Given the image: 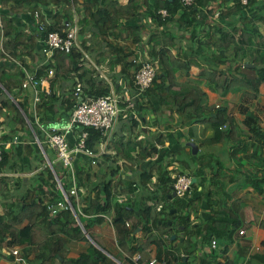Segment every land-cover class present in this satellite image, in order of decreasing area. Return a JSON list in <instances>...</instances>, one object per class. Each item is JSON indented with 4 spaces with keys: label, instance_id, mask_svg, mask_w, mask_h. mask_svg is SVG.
<instances>
[{
    "label": "trees",
    "instance_id": "obj_1",
    "mask_svg": "<svg viewBox=\"0 0 264 264\" xmlns=\"http://www.w3.org/2000/svg\"><path fill=\"white\" fill-rule=\"evenodd\" d=\"M24 1L26 0H0V3L19 2L9 5L11 10L18 12L27 10L25 4L21 3ZM212 2L218 3L212 7L210 6ZM253 2L255 1L248 0L247 5L243 6L240 0H194L190 7H183L179 0H125L124 3L119 0H32V6H39L44 10L52 7L59 9L48 11L50 12L49 16L46 15L48 25L43 34L36 32L30 15L2 11L0 61L25 64L28 57L34 62L40 60L42 35L47 32H58L63 36L61 31L64 29L65 21L72 22L75 12L79 25V43L90 60L83 55L78 57L75 53L65 54L55 51L54 64L51 65L54 72L50 79L52 95L44 96L38 106L40 116L43 112L46 114L50 111L55 99L54 90L59 87L62 93L60 98L56 97V99H61V107L67 116L71 117L73 106L77 103L73 96L77 85L81 87L82 97L92 99L108 96L111 88L119 97L123 92L122 86L115 88V85L120 79L126 82L128 89L138 92L134 73L140 65L136 66L132 63L134 53L126 54L117 49L112 44V39L118 38L131 41L133 44H143L142 30L152 26L153 30L150 31L145 45H151L150 57L147 56L150 61H156L158 66L154 82L144 93L142 92L148 100L145 103L150 104L151 97L157 101V106L151 105L150 111L153 114L172 111L184 126L207 123L218 132L221 139L228 141L232 139L236 142L237 139H233L235 125L231 117L225 114V108H217L218 106L214 108L206 104L205 89L220 97L240 89L247 97H254L260 86L264 85V36L255 23L259 21L264 27V7L258 14L249 17L246 11L254 10ZM205 9L208 16L218 12L220 21L215 25L207 22L204 27L199 17L201 11ZM160 10H165L167 16L162 17ZM225 18L229 21L230 29L219 27L221 22L226 23ZM22 23H27L28 32L26 29L23 30ZM237 23L240 24L239 27ZM178 32L189 35V38L185 39L189 52L184 49L182 45L184 39L182 35L178 36ZM87 34L89 38L85 37ZM90 62L96 68H106L104 72L106 79ZM242 63L253 65L254 68L243 67V69L240 65ZM118 65H121V69L117 75H114L113 71ZM47 67L39 69L38 76H42ZM192 67H197L199 70L194 78L189 73ZM240 68L253 74L244 72L245 74L242 75L239 72ZM7 69L9 68L0 62V120H3L0 121V125L14 119L21 127H25L23 114L33 122L32 114H28L22 104H19L23 111L20 112L6 95L7 93L14 98L13 92L21 87L23 74L16 66L12 73H7ZM130 74H133L132 80ZM181 77H184V80H181ZM122 102L119 97V104ZM36 131L39 139H43V135L37 129ZM84 131L87 132L85 146L97 154L98 144L107 136L91 128ZM3 140L9 138L5 137ZM110 140L111 137L109 142ZM125 144L132 143L121 140L118 143L116 140L113 144L116 154L100 156L98 157L100 161L97 163H92L91 158L81 155L86 158L85 161L81 160L86 168H77L78 174H74L72 167L62 165L70 177L65 185L52 167L53 172L63 191L68 194L75 210L76 199L70 196V191L75 189L80 194L84 190L85 193L77 201L79 213L95 216V223L98 224L104 220L102 215L110 216L111 224L120 233V243L128 257L140 251V248L147 249L150 243H154L159 248L157 257L159 260L163 257L167 264L175 262L186 264L187 262H182V257H175L172 250H166L165 253L162 251L161 242L168 241L167 234L170 227L167 222L171 216L165 209L158 208L160 198L152 197L155 204L152 203L150 207L137 208L118 204L112 198L113 193H125L123 179L118 182L112 181L118 172L117 168L112 169V164L117 166V163L122 161L123 167L129 164V168L132 169L134 164L144 161L148 155L157 152L155 148L139 150L138 146H141V142L131 145L133 151H126L122 149V145ZM21 146H24L23 153L29 159L27 163L18 157L14 145H10L8 149L0 145L2 151L0 208L3 210V214L0 215V244L8 242L9 246L23 247L26 241L27 246L23 247L22 256L25 258L32 255L34 264H104L108 260L107 256L89 243L88 248L81 247L83 252L77 253L75 258L69 257L70 253L81 246L84 231H88V228L84 223H81L82 226L78 225L71 210H63L53 216L50 214L47 206L55 204L60 199L62 191L55 175L46 165L41 170L35 168L34 171H30L32 162L38 161L40 157L43 158L40 149L31 144H21ZM47 151H51L56 157L51 149L44 147L46 156ZM90 167L94 169L91 170ZM27 171L36 172V179L18 175ZM175 178L170 182L171 186ZM120 185L121 191L118 190ZM129 186L131 187V184ZM79 213L76 212V215L79 216ZM30 219L33 221L29 222ZM150 221H153L159 238L147 234L151 232L148 225ZM126 222L129 223V227H125ZM138 227L146 232L143 246L138 245L136 241L131 242L134 230ZM91 239L95 238L91 237ZM199 264L207 263L201 261ZM226 264L236 263L228 261Z\"/></svg>",
    "mask_w": 264,
    "mask_h": 264
},
{
    "label": "crops",
    "instance_id": "obj_2",
    "mask_svg": "<svg viewBox=\"0 0 264 264\" xmlns=\"http://www.w3.org/2000/svg\"><path fill=\"white\" fill-rule=\"evenodd\" d=\"M119 1L124 3L125 0ZM254 1V10L246 11L249 17L258 14L264 7V0ZM14 3L19 2L0 3V18L2 11L17 15H29L28 8L32 6L29 0L21 2L25 4L26 11L16 12L11 10L9 5ZM217 3L212 2L210 6H216ZM57 9L59 8L52 7L51 9L42 10L45 15L49 16V10ZM217 13L215 12L212 16H208L206 9L205 11L202 10L199 19L203 22V26L205 27L207 22L215 25L217 21H220L219 17H215ZM255 23L259 26L264 36V27L260 25L259 21H255ZM23 24V30L25 31L26 29L28 32L27 23H22L21 25ZM228 24L229 21L227 19L226 23L221 22L219 27L223 26V29H230ZM239 25L237 23V27ZM151 30H153L152 26L142 30L143 44H133L131 41H124L118 38H113L112 44L126 54L134 53L133 56L139 55L141 59H148L147 55H149L151 45L146 46L145 44ZM85 37L89 38V34ZM39 39L37 40L39 41ZM182 45L189 52L185 39L182 40ZM171 50L174 52L173 49ZM0 62L9 68L7 73H12L15 67L14 64ZM38 62L39 60L34 62L28 57L26 62L28 69L30 71L33 70ZM98 69L102 77L106 79V74L104 73L106 68L101 67ZM120 69L121 65L116 66L113 74L117 75ZM8 70H11V72ZM239 72L243 75L246 71L240 68ZM108 73L111 72L108 71ZM189 73L194 78L198 75L199 70L197 67H192ZM246 73L253 74L252 72ZM113 74L112 80H114ZM132 75H129L131 80ZM39 77L45 78V74ZM45 79L49 85L50 94H43L40 103L44 96L52 95L50 79ZM180 79L184 80V77ZM119 86H122L123 91L119 95L120 99L123 100L122 104H120L122 112L112 133L111 140L107 142L106 152L103 155L114 156L116 154V149L113 147L116 140L118 143H120V140L122 142L131 141L132 144L122 145V149L126 151H133L132 146L141 142V146H138L139 150L155 148L157 152L148 155L144 161L134 164L132 169L129 168V164L123 167L122 161H119L117 166L112 164V169H118L112 181L118 182L123 179L125 191V193H113L112 198H114V201L120 202L118 198L120 196L124 197V199L133 197L131 194L136 192L139 195L137 198L141 199L143 203L140 207H150L152 203L155 204V200L153 201L152 197L157 196L160 198L158 208L165 209L171 216L167 222L170 227L167 234L168 241L167 243L161 242L162 251L165 253L166 250H172L175 257L183 258V263L199 264L204 261L207 264H226L228 261H232L236 264H264V157L261 153L264 143V85L260 86L254 97H247L243 94V90L240 89L233 90L221 97L205 89L206 99L204 101L206 104L214 108H216V105L218 106L217 108H225V114L231 117L235 125V137L233 139H237L236 142L232 141V139L230 141L221 139L218 136V132L214 131L207 123L184 126L172 111L153 114L150 111V107L151 105L157 106V101L153 97H151V103L147 104L145 103V101H148L147 97L143 96L145 91L143 93H135L134 90L126 87V82L122 79L115 85V88ZM14 92L20 96L17 102L22 104V102L30 101V91L21 90L20 87L16 88ZM54 93L53 105H51L50 111L46 114L43 112L40 116L38 114L40 103L36 106L37 119L39 122L49 126L55 125L65 128L69 124L70 117L67 116L61 107V99H56V97L60 98L61 89L56 87ZM13 96L15 97V95ZM31 101L28 103L30 104ZM15 106L18 108L17 105ZM26 112L28 114L31 113L29 106ZM0 121L2 122L3 120L1 119ZM10 122H12V126L16 127V130L10 127ZM21 129L23 127L14 119L7 123H2L0 125V145L4 149L14 145L18 157L27 163L29 159L23 153L24 146L11 143V138L15 135V132ZM5 137H8L9 140H3ZM67 140L72 146L71 133L67 135ZM31 141L32 138H28L27 144L37 147ZM189 144H192L193 147H190ZM42 155L48 162L46 156L43 153ZM84 158L81 155L74 156L72 162L74 174H78L77 168L84 169L80 165L81 160H84ZM99 161V159H96V163ZM102 165H104V162ZM90 169L94 168L90 167ZM30 173L34 174L28 176ZM18 175L36 179V172L27 171ZM179 175H186L191 178L188 197L183 199H178L174 196L170 185L173 178ZM129 184H131V187ZM118 190H122L121 185ZM84 193L85 191L82 190L79 198ZM134 205H132V208L138 207ZM113 213L114 211L112 210V215ZM2 214L3 210L0 208V215ZM75 217L78 225L82 226L81 223H84L88 231H84L81 246H78L73 253L69 254L70 258H75L77 253L83 252L81 247L88 248V245L91 244L107 256L108 260L104 264H109L110 261H112V264H149L153 260L156 261V264H167L163 257L160 260L157 258L159 248L154 243H150L143 252L136 251L133 253V255L138 254L140 256V260L137 263L127 258L128 254L125 253L122 243H120V233L115 230L111 222L108 223L110 216L102 215L104 220L97 226L93 215L79 214V216L76 215ZM32 221L33 219L29 220V222ZM148 225L151 232L147 234H152L159 238L153 221H150ZM179 227H183L182 232L178 230ZM240 231H243L242 235H239ZM179 233H183V236L170 240L171 236H176ZM133 234L132 243L136 241L138 245H142L145 242L146 232L144 233L140 227L136 228ZM91 237L95 238L96 242ZM201 237H205V239L211 238V240H207L208 245L198 249L197 242H202ZM216 237L221 238L228 247L218 245ZM212 240L216 241L215 248H211ZM26 243L25 241V247L27 246ZM13 247L19 249L22 256V246H9L8 242H2L0 244V264H15L7 256L9 248ZM24 260L26 261L25 264L35 263L32 255L25 256ZM172 264L182 263L175 262Z\"/></svg>",
    "mask_w": 264,
    "mask_h": 264
},
{
    "label": "built area",
    "instance_id": "obj_3",
    "mask_svg": "<svg viewBox=\"0 0 264 264\" xmlns=\"http://www.w3.org/2000/svg\"><path fill=\"white\" fill-rule=\"evenodd\" d=\"M32 3V0H29ZM180 4L183 7H190L194 0H179ZM241 5L245 6L247 0H240ZM28 14L34 21V27L36 32L43 34L48 25L47 16L44 11L38 6H29ZM162 17H166V11H159ZM215 17H218L216 14ZM65 26H69V23H65ZM63 36L58 32H47L42 35L40 39L41 43V53L46 55L45 62L51 58L52 54L55 51H60L65 54L75 53L80 57L83 55L88 59L83 48L81 47L78 39V26H77V16L74 14V24L69 29H63L61 31ZM89 60V59H88ZM92 64V62H90ZM132 63L136 66L139 64V68L135 70L134 73V82L138 87L137 93H142L146 91L154 82L157 72V62L149 61L147 59H141L134 57ZM43 63L37 64L33 70L23 69L24 77L21 89L30 91V97L32 101L29 106V111L31 112L34 120L33 122L24 115V120L26 126L23 127L20 131L15 132V135L12 137L11 143L13 144H23L26 145L27 139L32 138L31 143L37 145V147L44 154V147L51 149L56 155V161H60L63 166L72 167V161L75 155H83L88 158H91L92 163H96L98 157L105 154V149L107 142H109V137H111L114 128L118 122L120 114L122 112L119 104V97L116 96L113 91L110 95L106 97H101L98 99L85 98L83 99L81 94L82 90L79 85L74 89L73 96L76 98L77 103L73 106V111L69 120L67 127L63 128L55 125H44L40 124L37 115H36V106L40 103L41 97L43 94L49 95V85L47 80L42 77H38L36 72L37 69L42 66ZM93 65V64H92ZM94 66V65H93ZM243 68L244 66L241 65ZM48 75H52V71L49 70ZM8 98L18 106L19 111L23 112L20 108L16 99L11 95H8ZM217 107V105H216ZM10 127L16 130L15 126H12V122L9 123ZM94 129L101 131L107 137L102 142H100L99 148L100 151L97 154H94L90 149L85 146V141L87 138V132L84 129ZM36 129L43 135V139H39ZM72 134L73 145L71 146L67 140V135ZM262 156L264 157V145L261 150ZM0 160H1V151H0ZM34 173L28 174V176L33 175ZM57 183L62 191L60 199L55 202L53 205H48L47 210L53 216L63 210H71L74 212L72 205L69 201L68 195L64 193L61 185L56 178ZM191 187V178L186 175L176 176L175 181L172 184V191L176 197L183 198L186 194H189ZM70 196L74 199L79 198V194L75 189L70 191ZM125 227H129L125 223ZM243 231L239 232V235H242ZM216 241H211V248H215ZM257 250V248H256ZM8 257H13V263L15 264H25L24 258L20 255V250L16 247L9 248ZM129 258L132 262L137 263L140 260L138 254H134ZM149 264H156V261H150Z\"/></svg>",
    "mask_w": 264,
    "mask_h": 264
},
{
    "label": "rangeland",
    "instance_id": "obj_4",
    "mask_svg": "<svg viewBox=\"0 0 264 264\" xmlns=\"http://www.w3.org/2000/svg\"><path fill=\"white\" fill-rule=\"evenodd\" d=\"M217 15H218V13H217ZM181 35H182V39H188L189 38V35L187 33L184 34L182 32H178V36H181ZM13 94L15 95L14 98H16L18 100L20 99L19 98L20 96H19L18 93L13 92ZM29 100L31 101V98ZM30 101H28V102H30ZM28 102H25V103L22 102V105L24 106V109L25 110H27L28 106H30V104ZM47 156H48V159H49L52 167L54 168V170L56 171L57 175L61 179L62 184L65 185L66 182L70 180V177H69L68 172L62 166V163L60 161L56 162V157L52 154L51 151H47ZM42 157L43 158L40 157V159L38 161H35V162L33 161L32 162V169H30V171H34L35 168H38L39 170H41V169H43V167H45V165L48 166V163H47V161H46V159L44 158L43 155H42ZM80 165H81V167H85L86 168V165H85L84 162H81ZM49 170L53 173V171L50 168H49ZM53 175H54V173H53ZM117 196H120V195H117ZM131 196H133V197L125 198V199L122 196L118 197L119 198V201H120L118 203H122L124 206L134 205V204H135L134 206H140L141 204H143L142 203V200L139 199V198H137L139 195L136 192L133 193V194H131ZM95 225L97 226L98 223H95ZM201 238H202V242H197L198 249L203 248L204 245H208V241L207 240H209V239H205V237H201ZM216 238H217V241H218V245H225L226 247H228V245L225 242H223L221 240V238H218V237H216ZM139 250L141 252H143V249L142 248H140ZM144 257H145V255H144ZM109 264H112V261H110Z\"/></svg>",
    "mask_w": 264,
    "mask_h": 264
},
{
    "label": "clouds",
    "instance_id": "obj_5",
    "mask_svg": "<svg viewBox=\"0 0 264 264\" xmlns=\"http://www.w3.org/2000/svg\"><path fill=\"white\" fill-rule=\"evenodd\" d=\"M247 3H248V0H247ZM241 4V3H240ZM247 5V4H246ZM73 12H74V10H73ZM74 14H75V12H74ZM76 15V14H75ZM77 16V15H76ZM65 23H69V26H65V24H64V29H69L70 27H72L73 26V24H74V15H73V18H72V22H69V21H65ZM77 26H78V31H79V25H78V18H77ZM78 36H79V34H78ZM0 37H1V35H0ZM1 43H2V38H1V42H0V46H1ZM42 54V53H41ZM54 54V53H53ZM53 54H52V56H51V58H49L46 62H45V60H46V55H44V54H42V57H41V59L39 60V62H38V64L39 63H43L42 64V66H40L38 69H37V72H36V74H37V76H38V71H39V69H41V68H45L46 66H48L47 68H46V71H45V78H48V79H51L52 78V76H53V72H54V68H52L51 67V65H53L54 64V59H53ZM133 58L134 57H138V58H140V56L138 55V56H132ZM147 60H151L148 56H147ZM4 62H6V61H4ZM12 64H14L13 62H11ZM21 72H22V74H23V77H24V73H23V69H26V70H29L28 69V65L25 63V64H19V63H15L14 64ZM240 65H242V66H244V68H246L245 67V64H240ZM95 67V66H94ZM243 68V69H244ZM13 69H15V67L13 68ZM95 69H97L98 71H99V69L98 68H96L95 67ZM49 70H51L52 71V75H48V71ZM39 77V76H38ZM105 79V78H104ZM22 90V89H21ZM113 91V89L111 88V91H110V93ZM74 92V91H73ZM113 93H114V91H113ZM115 94V93H114ZM6 95H7V93H6ZM110 95V94H109ZM81 96H82V94H81ZM117 96V95H116ZM83 99H85V98H88V97H82ZM92 99V98H91ZM98 99V98H97ZM95 100V99H94ZM18 104H21V103H19L18 102ZM119 120V119H118ZM118 123V122H117ZM1 151V150H0ZM1 155H2V151H1ZM44 155L46 156V154H45V152H44ZM46 158H47V156H46ZM48 159V158H47ZM48 166H46L47 168H50L52 171H53V168H52V166H51V163H50V161H49V159H48ZM54 173V172H53ZM55 175V174H54ZM55 179H56V175H55ZM171 188H172V186H171ZM64 193H66V192H64ZM67 194V193H66ZM174 194V193H173ZM68 195V194H67ZM69 198V197H68ZM72 208L74 209V207L72 206ZM76 212H78L79 213V207H78V204H77V201H76V210L74 209V214H75V216H76ZM79 214H81V213H79ZM109 222H111L110 221V218H109V221H108V223ZM127 223V222H126ZM128 225H129V223H127ZM13 258V257H12ZM12 261H13V259H12ZM26 262V261H25Z\"/></svg>",
    "mask_w": 264,
    "mask_h": 264
},
{
    "label": "water",
    "instance_id": "obj_6",
    "mask_svg": "<svg viewBox=\"0 0 264 264\" xmlns=\"http://www.w3.org/2000/svg\"><path fill=\"white\" fill-rule=\"evenodd\" d=\"M245 67L254 68L253 65H249V64H245ZM189 146H190V147H193L192 144H189ZM178 230L182 232L183 227H179ZM182 236H183V233H179V234L176 235V236H174V235L171 236L170 240H174L175 238H180V237H182Z\"/></svg>",
    "mask_w": 264,
    "mask_h": 264
},
{
    "label": "flooded vegetation",
    "instance_id": "obj_7",
    "mask_svg": "<svg viewBox=\"0 0 264 264\" xmlns=\"http://www.w3.org/2000/svg\"><path fill=\"white\" fill-rule=\"evenodd\" d=\"M187 195H188V193L186 194V196L185 197H187ZM175 196V195H174ZM176 197V196H175ZM185 197H183V198H185ZM176 198H178V199H183V198H179V197H176Z\"/></svg>",
    "mask_w": 264,
    "mask_h": 264
}]
</instances>
